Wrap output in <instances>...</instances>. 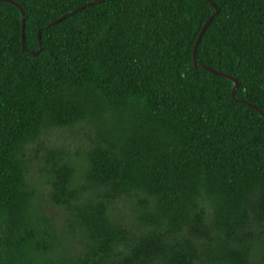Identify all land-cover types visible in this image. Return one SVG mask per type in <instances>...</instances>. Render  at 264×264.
Listing matches in <instances>:
<instances>
[{
  "label": "trees",
  "instance_id": "1",
  "mask_svg": "<svg viewBox=\"0 0 264 264\" xmlns=\"http://www.w3.org/2000/svg\"><path fill=\"white\" fill-rule=\"evenodd\" d=\"M13 1L0 264H264V0Z\"/></svg>",
  "mask_w": 264,
  "mask_h": 264
},
{
  "label": "water",
  "instance_id": "2",
  "mask_svg": "<svg viewBox=\"0 0 264 264\" xmlns=\"http://www.w3.org/2000/svg\"><path fill=\"white\" fill-rule=\"evenodd\" d=\"M2 1H7V2H11L13 3L14 5H16L21 13H22V47L23 49L25 50L26 49V46H25V39H24V33H25V21H26V12L25 10L23 9V7L19 4V3H16L14 2L13 0H2ZM100 1H105V0H95V1H91L81 7H79L78 9L74 10L73 12H70L62 17H60L59 19L55 20L52 24H56V23H59L61 22L62 20H64L65 18H67L68 16L72 15L73 13L77 12V11H80L82 9H84L85 7L89 6V5H92L94 3H97V2H100ZM211 5L216 9V12L215 13H218L219 12V7L212 1H210ZM213 17L214 15H212L207 21L206 23L204 24V26L202 27L197 39H196V42L194 44V49H193V62H194V65L196 67H202V68H205L206 70H208L209 72L215 74V75H219V76H222V77H225V78H228V79H231L234 81V88H233V91H232V95L235 97L236 96V92L238 90V81L236 80V78L230 74H225V73H221L219 72L218 70L212 68V67H209V66H206V65H199L198 63V60H197V53H198V46L200 44V41L203 37V35L205 34L208 26L210 25V23L212 22L213 20ZM39 38H40V32H39ZM32 54H37V52H32ZM247 104L249 106H251L252 108L256 109L257 111H259L263 116H264V111H262L260 108H258L255 104H252L250 102H247Z\"/></svg>",
  "mask_w": 264,
  "mask_h": 264
},
{
  "label": "rangeland",
  "instance_id": "3",
  "mask_svg": "<svg viewBox=\"0 0 264 264\" xmlns=\"http://www.w3.org/2000/svg\"><path fill=\"white\" fill-rule=\"evenodd\" d=\"M60 137V134H58V135H53V136H51L50 138H49V140L51 141V142H53V141H58L57 139Z\"/></svg>",
  "mask_w": 264,
  "mask_h": 264
}]
</instances>
